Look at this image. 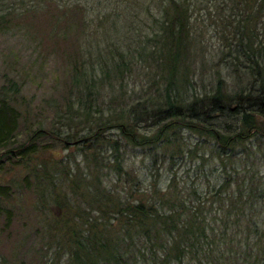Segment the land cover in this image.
Returning a JSON list of instances; mask_svg holds the SVG:
<instances>
[{
    "label": "trees",
    "instance_id": "1",
    "mask_svg": "<svg viewBox=\"0 0 264 264\" xmlns=\"http://www.w3.org/2000/svg\"><path fill=\"white\" fill-rule=\"evenodd\" d=\"M212 3L224 11L226 66L246 81L229 92L217 77L196 93L186 59ZM39 16L38 35L76 36L64 103L48 101L49 121L32 120L14 104L16 80L0 81V170L19 166L17 185L37 204L38 264H264V179L249 172L264 154V0H0V32L27 31ZM134 70L148 78L136 97ZM184 130L214 142L219 163L205 178L203 152L185 157L200 144ZM51 140L73 144L67 154L83 165L40 155ZM127 143L162 148L148 176L125 166ZM11 182L0 183L6 225Z\"/></svg>",
    "mask_w": 264,
    "mask_h": 264
},
{
    "label": "rangeland",
    "instance_id": "2",
    "mask_svg": "<svg viewBox=\"0 0 264 264\" xmlns=\"http://www.w3.org/2000/svg\"><path fill=\"white\" fill-rule=\"evenodd\" d=\"M208 7H211L210 14L205 12L206 9H202L195 21L201 35H194L198 41L192 51L189 50L190 57L186 59V63L190 64L191 62L190 69L192 71L191 75L188 73L187 75H189V80L193 83L196 93H201L203 90L210 92L215 86L217 77L221 78V83H224L227 91L239 90L246 81L245 75L241 72L240 67L226 66V61L223 59L225 51L222 50L224 37L216 32L224 11L215 8L213 3L212 6ZM40 18L39 16L32 25L27 26V31L13 28L6 32H0V81L5 76L13 77L16 80L19 90L14 104L23 115L27 114L32 120L49 121L52 116V109L47 102L54 100L59 106L64 103L66 98L65 92L71 74L72 60L70 55L75 47L76 36L38 35L39 29L46 28L44 19L40 20V26L37 23ZM262 23H264V17ZM41 26L43 27L41 28ZM259 37L264 43V31ZM130 74L131 77L127 80V93L136 97L138 92L146 90L142 86L145 87L148 78L141 73V70H134ZM119 89L123 88L119 87ZM147 91L150 92L151 90L147 89ZM192 126H194L193 123ZM19 127L17 136L20 139L23 133ZM143 129L144 127L137 131L141 132L147 128ZM108 130L113 134L117 131V129ZM183 133L185 143H190L194 137L199 140L200 145L199 147L196 146V152L193 150L190 154L185 153V157L188 160L190 155L198 156L203 152L202 156L205 159L200 170L201 177L205 178L206 169L213 163H219L217 157L210 156L213 153V148H215L214 142L211 137L198 136L188 130H184ZM187 134L191 137L189 138ZM23 138L24 136H22ZM250 139L254 146L261 143L259 136L258 138L252 136ZM49 143V148L40 153L47 160L53 157L56 160H65V163L78 162L80 166L83 165L80 155L73 158L71 154H67L74 149L73 144L64 147L57 140H51ZM120 150H124L125 166H133L136 173L141 176H148L146 173L153 164L152 155L154 153L159 155L162 152L160 147L154 149L148 145L133 146L128 143ZM257 156L258 158L255 164L249 168V172L258 167L257 174H261L264 179V154L262 156L259 153ZM66 159L71 161L67 162ZM259 160L260 163H258ZM188 161L179 167V177H184V170ZM224 161L228 163L229 160L224 158ZM22 174L23 170L19 166L10 167L7 163H3L0 170V183L14 181L18 187ZM144 182H148V178ZM11 183L14 186L13 182ZM7 205L12 209V216L9 224L6 225L0 211V264H38L37 248L43 243L41 237L43 227L37 204H34L33 195L24 188H14L13 194L7 200Z\"/></svg>",
    "mask_w": 264,
    "mask_h": 264
}]
</instances>
